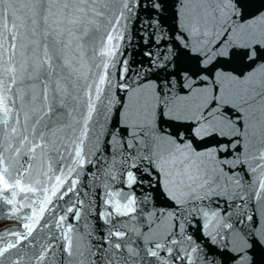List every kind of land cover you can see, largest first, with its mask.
Returning a JSON list of instances; mask_svg holds the SVG:
<instances>
[{"label":"snow or ice","instance_id":"1","mask_svg":"<svg viewBox=\"0 0 264 264\" xmlns=\"http://www.w3.org/2000/svg\"><path fill=\"white\" fill-rule=\"evenodd\" d=\"M0 214V264H255L264 0H0Z\"/></svg>","mask_w":264,"mask_h":264},{"label":"water","instance_id":"2","mask_svg":"<svg viewBox=\"0 0 264 264\" xmlns=\"http://www.w3.org/2000/svg\"><path fill=\"white\" fill-rule=\"evenodd\" d=\"M165 18L169 25H174V21L171 16V10L165 13ZM128 27H129V30L127 32V36L129 37L130 42L125 43L123 45L124 51L130 61L142 60L144 58L141 56L140 53L143 50V46L139 45L138 37H136L135 35V30H134L133 25L129 24ZM121 59H123V57H121ZM92 172L96 173L95 167L92 168ZM92 184H93V179H92V176L89 175L88 176V186L91 188ZM95 184L98 187L93 188L92 195L87 197L86 199L92 200L93 197L96 196V192L99 190L100 181L96 180ZM117 187H119L118 184H117ZM206 203L209 204V210L215 209L216 205L214 203L212 202H206ZM97 207H99L100 210H102V204H101L100 199H96L93 204L94 210ZM221 207H223L222 202H221ZM229 219H235V217H230ZM88 221H89V229L92 230L93 232V237L89 239L92 240V243H96L101 235L106 234L107 226L104 225L103 221L96 218L94 214L92 216H89ZM201 223H203V221H201ZM0 224H3L2 226H0V230L15 226L14 221L7 219L6 216L2 214H0ZM142 227H146V225H142ZM189 232L191 235H193V238L200 245L203 253L206 256H208L210 261H215V264H234V262L230 258L231 255H234V253L225 254L223 249L220 247V245L212 243L210 237H208L206 234L201 233L200 226L198 224L193 223L189 229ZM251 252H252V258L254 259L255 264H264V247H261L258 249L254 248L251 250Z\"/></svg>","mask_w":264,"mask_h":264},{"label":"rangeland","instance_id":"3","mask_svg":"<svg viewBox=\"0 0 264 264\" xmlns=\"http://www.w3.org/2000/svg\"><path fill=\"white\" fill-rule=\"evenodd\" d=\"M3 224H0V226H2Z\"/></svg>","mask_w":264,"mask_h":264}]
</instances>
